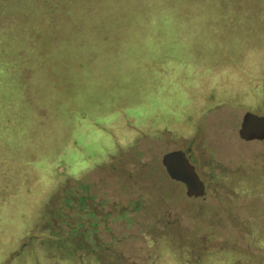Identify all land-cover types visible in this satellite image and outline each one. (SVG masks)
Masks as SVG:
<instances>
[{
	"label": "rangeland",
	"instance_id": "1",
	"mask_svg": "<svg viewBox=\"0 0 264 264\" xmlns=\"http://www.w3.org/2000/svg\"><path fill=\"white\" fill-rule=\"evenodd\" d=\"M247 110L264 0H0V264H264Z\"/></svg>",
	"mask_w": 264,
	"mask_h": 264
},
{
	"label": "water",
	"instance_id": "2",
	"mask_svg": "<svg viewBox=\"0 0 264 264\" xmlns=\"http://www.w3.org/2000/svg\"><path fill=\"white\" fill-rule=\"evenodd\" d=\"M238 135L244 140L264 141V112L257 114L249 110L242 115ZM167 175L184 184L186 195L193 199L205 196V185L183 149H174L161 156Z\"/></svg>",
	"mask_w": 264,
	"mask_h": 264
},
{
	"label": "flooded vegetation",
	"instance_id": "3",
	"mask_svg": "<svg viewBox=\"0 0 264 264\" xmlns=\"http://www.w3.org/2000/svg\"><path fill=\"white\" fill-rule=\"evenodd\" d=\"M186 155L188 156L189 160H190V157H189V154H187L186 150H184ZM191 161V160H190ZM195 166V165H194ZM196 169V168H195ZM197 171V170H196Z\"/></svg>",
	"mask_w": 264,
	"mask_h": 264
}]
</instances>
